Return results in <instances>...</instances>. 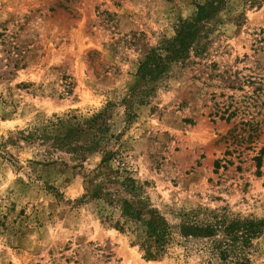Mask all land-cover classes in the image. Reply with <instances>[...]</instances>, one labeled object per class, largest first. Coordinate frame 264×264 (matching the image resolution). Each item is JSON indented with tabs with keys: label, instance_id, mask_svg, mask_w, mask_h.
Returning a JSON list of instances; mask_svg holds the SVG:
<instances>
[{
	"label": "rangeland",
	"instance_id": "rangeland-1",
	"mask_svg": "<svg viewBox=\"0 0 264 264\" xmlns=\"http://www.w3.org/2000/svg\"><path fill=\"white\" fill-rule=\"evenodd\" d=\"M204 1L0 0V264H236L179 228L264 219V0H228L187 60L149 87L136 76ZM71 118L70 148L54 139ZM122 167L172 227L161 256L90 198ZM248 257L264 264V228Z\"/></svg>",
	"mask_w": 264,
	"mask_h": 264
},
{
	"label": "trees",
	"instance_id": "trees-1",
	"mask_svg": "<svg viewBox=\"0 0 264 264\" xmlns=\"http://www.w3.org/2000/svg\"><path fill=\"white\" fill-rule=\"evenodd\" d=\"M227 1L205 0L202 4H198L194 19L184 22L173 40L166 41L160 47L151 50L140 62L136 76L142 83L141 85L149 87L150 82L164 74L172 62L187 60L195 41L207 30L205 23L221 11ZM18 63L15 64V67H19ZM95 117L87 119L85 126L90 128ZM72 120L71 118L68 121L70 127L64 135L55 137L54 140L57 144H66L67 147H70V142L74 138H78L77 133L80 134L84 130L80 124L74 128ZM114 156L115 153L112 151H106L102 165H105L103 163H107ZM94 177H96L97 183L93 184V179L90 180V182L92 181L91 187H94L90 198H100L107 204H114L119 209L121 216L143 223L145 229L140 245L145 257L150 259L161 256L172 240V227L156 210L145 207L144 202L139 198V188L130 171L126 167H122L115 170L110 169L108 172L96 174ZM109 183L119 185L120 189H116L114 192L108 191L106 186ZM121 191H124L129 197L116 198L114 196L119 195ZM87 192L89 193L88 188ZM88 195L85 194L84 198ZM263 228L264 219H227L214 215L212 221H185L179 231L180 235L185 238L206 239L222 259L233 258L236 264H251L248 249L252 246L253 239L262 233Z\"/></svg>",
	"mask_w": 264,
	"mask_h": 264
}]
</instances>
